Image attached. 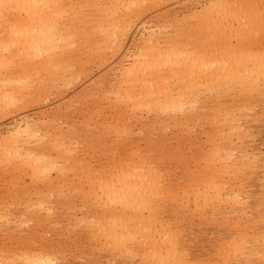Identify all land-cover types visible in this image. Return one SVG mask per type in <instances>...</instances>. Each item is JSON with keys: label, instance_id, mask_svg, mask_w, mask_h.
<instances>
[{"label": "bare ground", "instance_id": "6f19581e", "mask_svg": "<svg viewBox=\"0 0 264 264\" xmlns=\"http://www.w3.org/2000/svg\"><path fill=\"white\" fill-rule=\"evenodd\" d=\"M169 2L175 0H0V120L41 105L85 78L90 66L113 62L131 27ZM170 11L152 16L138 49L109 68L115 71L112 83L98 88L96 80L87 87L95 104L112 113L110 121L102 107L92 115L111 139L97 143L112 155L106 166L76 172L86 162L72 155V135L44 112L37 120L21 116L0 133V180L8 174L29 180L0 193V232L27 227L20 246H0V264H58V249L42 237L34 242L40 228L63 222L112 257L202 264L186 258L177 214L230 220L221 222L234 235L222 242L220 255L264 264V228L248 237L243 225L250 210L246 184L256 172L264 196V156L247 150L251 124L264 121V0H208L180 19ZM132 122L142 128L144 147L128 144ZM186 143L198 149L189 157L194 168L184 171L183 183L169 182L161 163L184 161L180 147Z\"/></svg>", "mask_w": 264, "mask_h": 264}, {"label": "rangeland", "instance_id": "374dc122", "mask_svg": "<svg viewBox=\"0 0 264 264\" xmlns=\"http://www.w3.org/2000/svg\"><path fill=\"white\" fill-rule=\"evenodd\" d=\"M206 1H208V0H178V1L175 0V2H169L168 4L167 3H160L161 6L159 5L158 7H155L154 9L150 10V12H147V14L142 18V20L139 23H137V24H135L134 26L131 27V29H130L131 32L129 31L130 34L128 33V37H127L128 39H126V41H125L124 47H123L120 55L118 56L119 58L117 57L113 62L109 63L108 65H110V66H108V65H104V66H101V67H98V66H90L89 68H87V75H86V77L85 78H83V77L80 78L79 80L76 81L77 83L75 82V83L69 84L71 87L69 85H67L65 88H60L58 91H54L51 96H49L48 98H46V99H44L42 101V104L41 105L30 106L29 108L22 110V112L20 111V113L19 112L14 113V115L17 116V117H14L13 116V117L8 118V119L0 120V133L1 134H4L5 131L8 128H11L14 125L15 119L17 120V119L21 118V116L22 117L23 116L24 117H27L30 120H33V119L34 120H37V119H39L42 116V112H44L45 114H48L49 116L54 117L57 120L56 121V124L57 125L60 124L59 126L63 130L64 129L65 130L68 129L69 132L66 131V134L72 135L73 138L71 139V141L74 140L77 143V144L74 143V141L72 142V145H71V150L73 152L72 155L73 154L74 155H78L79 154L78 155L79 156V159L82 157V159L85 160L86 164L85 163L81 164V167H79L78 169L77 168H74L76 172H79L80 170L86 168L87 166L90 167V168H92V169H95V167H96V169H98L100 167L106 166V162L108 163L110 161V159L112 158V155L110 153L108 154V151H106V150H104V151L101 150L99 144H97V143L99 141V137H100V139H102L101 140L102 143H107V144H110L111 139L109 138L110 136L109 137H105L104 134L103 135L101 134V133H103L102 129H99V128L95 127V121L98 120L99 118L92 117V115L94 113L93 112L94 109L101 108L102 107V115H103V117H105L106 119H108V121H110L111 116H112V113L110 112V110L108 108H105V104L104 103L101 104L98 101V103H97L98 105L95 104L96 101L94 102L92 100L91 96H89V92H88V88H87L89 86V83L91 81L94 82V81L98 80V83L96 82V86L97 87L99 86L98 88H100V87H103L104 88L108 84L112 83L115 80V74H114L115 71H111L109 68H111L112 65L115 62H117L120 58H122V56H124L127 53V51H133L134 52V51H136L138 49V47L140 46L141 40H142L141 37H143V36L146 37L147 36V32L145 30H146V28H147L148 25H151L150 22H151L152 16H154L156 13H160V12H163V11H166V10H169L170 11V9H171L170 12L173 13V14L175 13V16L178 19H180V17L182 18L184 15H187L188 13L190 14L191 12H193L196 9L200 8V5H204V3ZM169 5H171V6H169ZM160 8H162V9H160ZM190 10H192V11H190ZM143 25L145 26V28H143ZM58 94H61V95H58ZM83 95L85 96V101L82 99V96ZM63 96H65L66 98L63 97ZM80 100H82V101H80ZM92 105H94V106L92 107ZM76 109H78V110H76ZM79 110H80V112H79ZM49 111H51V112H49ZM67 117H68V119H67ZM144 117H143V119H144ZM60 120H62V121H60ZM148 121H150V120H147V122ZM256 122H257V124H256ZM263 122H264L263 119H258L253 124H251L250 130L252 132H251L250 138L248 139L249 141H248V144H247L248 145L247 150L249 152H251V151L252 152H257V153H259V155L261 154L260 156H264V133H263L264 132V123ZM134 125H135V127H134ZM253 126H255V127H253ZM131 127L133 129V132L132 133H134V134H131L129 136V143L128 144L129 145H137V146H140V147H144L147 144V142L146 141L143 142V136H144V134H140L139 133V129H142V128L140 127V125H137L136 122H132L131 123ZM259 129L261 131H259ZM76 130H77V132H76ZM136 134H137V137H136ZM254 134H255V136H254ZM91 137L93 139L96 137V139L93 140ZM167 137L168 138L172 137V134L170 133V131L168 132ZM194 138H195L194 136L191 137V139H194ZM186 139H188V138H186ZM172 142L170 143V147L173 148V147L176 146V143H175V141H172ZM80 144H81V146H80ZM74 145H77V146H75L77 151L75 150V147H72ZM187 145L189 146L188 143L182 144L181 147H180L181 150L184 151V152H181V155L184 158V161L180 160V162H176V160H166V161H164V163H161V166L163 168H166V170L165 169L164 170L167 171V173H168L167 176L169 177V182L172 181L175 184L178 183V182L183 183V181H185L184 179L186 178L185 176H183V175H185L186 170L188 168H190V169L194 168V166H192L193 165V162H191L192 160L189 157H190L191 153H195L194 151L197 149V147H195V145H192V150H189ZM90 147H91V150H89ZM82 148H84L83 149L84 151H82ZM123 149H124V147L121 148V149H119L118 152H122ZM92 152H93V155H92ZM82 153H84V154H82ZM92 164H94V165H92ZM176 165H177V168H176ZM185 165H187V166H185ZM93 166H95V167H93ZM178 166H180V167H178ZM178 170H180V171H178ZM70 173H73V172H69L68 174H70ZM260 175H261V172H260V174H259V172H256V176L257 177L256 176H252L250 178L251 180L246 184V188H247L248 192L250 191L249 195H251L250 198H248V202H247L248 206L250 207V210H248L247 213H246L247 214L246 215L247 217L244 216V219H243V221H244L243 225H247V227H248L246 229V231H245L246 234H248V237H250L254 232L256 233V232L263 231V228H264V219H263V217H264V196H263V192H262V190L260 188V185L257 182V180L260 179ZM14 176L17 177V174L16 175L14 174L13 176H12V174H10V175L8 174V175L4 176L1 179L2 181L0 180V190L2 189L0 193L10 194V190L15 191V189L16 190L19 189L23 185V183L24 184L29 183V180L27 178H25V177H22L21 176L23 179H19L21 177L15 178ZM182 176L184 178H182ZM175 178H176V180H175ZM15 180H16V182H15ZM27 180H28V182H27ZM13 184H14V186H13ZM15 186H17V187H15ZM253 187H254V189H253ZM251 191L253 193H251ZM258 202H259V204H258ZM255 207H257V208H255ZM252 209L254 211H251ZM168 211H170V212H168ZM171 212H172V209H170V207H166L165 208V212L164 213H165V215L167 217L170 215L169 213H171ZM250 213H251V215H250ZM192 216L193 215H191V214H189V216H188V214L187 215L177 214V216H176V220L177 221L179 220V222H180V223L177 222V226L179 227V229H181V232L185 230L183 232V235H182V243H183L182 245H184V248H185L186 253L188 252L187 254L185 253L186 254L185 255L186 258L188 257L189 259H193V260H197V261L198 260L199 261L201 260L200 262L202 264H225V263L226 264H238V263L243 264L245 262V260L242 259V258H239V260H238V258H236V259H230V261H229V260H227V258L222 257L220 255V253L218 252L220 250L219 248L223 247L221 245V244H223L222 242H224L226 240H229L231 238V236L234 235L233 232H231V231H229L227 229V228H229V226H221L222 225L221 222H228V223H230L231 222L230 220L228 221L227 219H222V218L218 217L217 220H215V222H211V219L209 218L210 219L209 220L208 217H205L204 219H200L199 216H195V215L193 217ZM261 217H262V219H261ZM168 218H170V217H168ZM181 218H182V220H181ZM184 218L186 219V221H185ZM247 218H249V219H247ZM259 218H260V220H262V221H260L261 224L255 222L256 219H259ZM183 221H184V223H183ZM209 221H210V223H209ZM58 225L56 227L54 225H50V226H45V227L40 228L39 231H38L39 232V235H36V239H35V242H34L35 244L36 243L39 244V241H40V239L42 237V240H45L47 243H49L50 245H52V247L55 250L58 249L57 252H59V254L61 255L60 256V260L58 261V264H107V263L108 264H110V263L111 264H135V263L136 264H139V263L142 264L140 262V258L138 256H135V257H137V259L135 257H132L131 255H130L131 257L127 256L129 258H127L126 256L121 257V258L118 256L116 258V257H112V255L110 256V253L108 254V252L105 251V250H101V249L95 248L94 247V244L91 243L88 240L87 236L85 234H83L77 226H69L68 227L64 222L63 223H60ZM48 227L50 229H48ZM74 227L75 228L77 227V228L76 229H73ZM207 227H209V228H207ZM182 229H184V230H182ZM259 229H262V230L260 231ZM205 230H206L207 233L205 232ZM215 231H216V233H215ZM26 232H27V227L17 228V226H13V228H10L9 230L1 231L0 232V246H2L3 248H5V247H7V248H15V247L20 246L23 243V241L26 239V237H27V233ZM225 233H228V234H225ZM221 236H223V237L221 238ZM79 237H81V238H79ZM20 238H21V240H20ZM36 240H38V241H36ZM74 241L76 242V244H75ZM69 242H70V244H69ZM190 244H191V246H190ZM185 245H187V246H185ZM75 247H76V249H75ZM95 249H97V250H95ZM207 249H208V251H207ZM104 251H105V253H103ZM193 251H195V253ZM69 252L72 253V254H70ZM216 256L218 258H216ZM91 257H92V260H91ZM200 257H201V259H199ZM110 258H112V260ZM7 260H10L11 261V259H7ZM7 260L5 261V263L10 262V261H7ZM134 260H135V262H134ZM225 260H226V262L223 263ZM232 260H234V261H232ZM68 261H70V262H68ZM249 263H251V264H260V263H258L257 258H253L252 260H250Z\"/></svg>", "mask_w": 264, "mask_h": 264}]
</instances>
